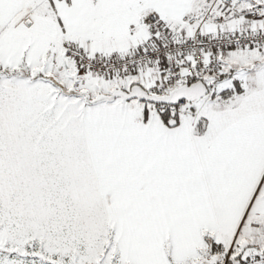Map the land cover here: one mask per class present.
I'll return each mask as SVG.
<instances>
[{
	"label": "snow or ice",
	"instance_id": "1",
	"mask_svg": "<svg viewBox=\"0 0 264 264\" xmlns=\"http://www.w3.org/2000/svg\"><path fill=\"white\" fill-rule=\"evenodd\" d=\"M0 264H264V0H0Z\"/></svg>",
	"mask_w": 264,
	"mask_h": 264
}]
</instances>
